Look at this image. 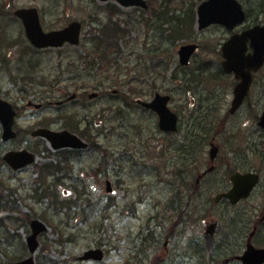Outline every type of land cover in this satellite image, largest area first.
<instances>
[{"label": "rangeland", "instance_id": "obj_1", "mask_svg": "<svg viewBox=\"0 0 264 264\" xmlns=\"http://www.w3.org/2000/svg\"><path fill=\"white\" fill-rule=\"evenodd\" d=\"M148 1L153 15L150 11L123 9L114 6V2L97 0H0V38L6 34L13 40L6 46L0 44V98L21 109L16 129L21 132L22 141L32 139L30 133L45 126L55 131L68 130L89 144L84 152L66 154L53 152L38 140H28L37 161L24 173H14L0 160V264L30 257L26 240L31 230L27 222L34 219L48 227L39 238L35 264H80L77 258L100 242L105 246V261L82 264H122L138 253L145 225L155 232V218L165 226L175 220L168 205L175 206L176 201L180 203L185 198L173 192L179 188L177 181L188 184L197 169L209 165L208 145L198 149L195 162H184L175 151L177 142L180 145L198 116L194 113L197 108L208 106V96L225 92L227 97L218 109L223 110L226 103L229 109L233 80H220L217 75L215 81L178 85L171 76L182 73L176 68L177 52L187 42L202 45L188 70L195 73L202 63H208L201 71L217 72L221 66L220 46L228 38L221 30L199 33L197 29L183 28L184 36L178 40L171 33L179 32L161 26L154 18L153 10L166 9L163 12L167 13L171 8L175 17L188 16L206 0ZM240 1L253 14H261V5L264 7V0ZM28 7L40 10L45 30H57L73 20L81 21L80 45L34 53L22 23L13 15L15 10ZM260 20L264 22L263 18ZM114 24L126 32L113 37V47L104 51L105 46L98 45V40L103 39L105 28L111 30ZM116 40L120 51L114 52ZM99 50L102 53L97 54ZM259 78L264 79V71ZM156 92L172 94L171 109L182 111L179 136L162 134L154 113L127 100L132 104L129 108L122 100L127 95V99L139 97L150 101ZM94 93L98 96L89 99ZM72 94H79L77 103L60 106L63 97ZM31 101L44 103L45 107L41 111L29 109L27 105ZM193 101L197 108L189 107ZM224 114L219 111L208 122L204 119L201 122L198 116L199 125L195 128L208 132L206 142L216 138L222 150L221 158L235 162V151L246 147L250 134H259L252 132L256 128L257 112L245 106L233 118L227 133L221 134ZM202 138L203 134L198 141L202 142ZM3 147L0 159L4 155ZM10 147L18 146L12 143ZM263 152L261 148L254 167L264 175ZM218 163L221 169L209 178L204 188H219L225 167L221 160ZM57 164L58 170L53 166ZM182 168L191 169L192 174L184 175L186 170ZM107 180L116 186L115 196L107 194ZM260 188H264V183ZM174 194L177 197L171 200ZM209 199L195 196L194 205L201 204L199 211L190 213L195 226L199 219H204V214L212 215L206 213V205L202 204L204 200L207 204ZM187 217L188 212L184 220ZM187 238V234L179 236L181 241H188Z\"/></svg>", "mask_w": 264, "mask_h": 264}, {"label": "flooded vegetation", "instance_id": "obj_2", "mask_svg": "<svg viewBox=\"0 0 264 264\" xmlns=\"http://www.w3.org/2000/svg\"><path fill=\"white\" fill-rule=\"evenodd\" d=\"M7 6L9 7V3H7ZM182 70L187 73L185 68H182ZM263 70L264 69L255 75L250 90L251 92L248 94L243 106L241 107L242 109L247 106L250 111L257 112L256 120L254 122V126H256V128L253 127L252 132H257L259 134L256 136L250 134L249 139L246 140V147L240 151H235V162H232L226 157L221 158L222 150L220 148V155L217 162L221 160L223 167H225V172L221 174L222 178H220V188H204V183H206L211 176L216 175L221 169L218 163L214 167V170L212 169L211 173L208 172L210 167L199 171L196 178V184L191 185L188 188L184 187L183 189L176 190L177 193L192 197V202H195V196L210 197L207 204L205 201V205L206 212L209 211L212 215H207L208 220L206 221H199V227L195 226V221L188 220L186 222L187 230L182 231V233L188 234V250H185L184 253L181 254L180 245L182 242L179 239V232L177 231V229L181 227L182 221L177 220L174 222L173 226L169 228L171 229L170 235L156 237L154 242L155 246L150 251H143L141 259L139 261L136 260L134 264H180L181 258H184V264H242L240 258L247 251H249L251 247H254L255 249H264V188H260V186L264 183V175L254 167L256 158L260 157V149L262 148L264 151V129L261 128L262 126L260 125L261 117L264 114V79L259 78V76L263 73ZM177 80L178 79H176L175 82H177ZM192 80L193 78L190 77H187L184 80L179 79L177 84L183 85ZM234 83L235 85L237 84L235 80ZM226 97L227 95H225V93L220 96L219 105H221L222 99ZM77 98H79V94H72V96L68 98L65 95L63 97L64 100H62L59 104L63 107H70L71 105L77 103ZM122 100H126V98L123 96ZM49 101L52 100L49 99ZM132 101L134 102L135 100L133 99ZM192 103L193 107H195V101ZM208 106L210 108H206L201 105L197 108V110L202 113L205 111L207 112L211 108L217 109L216 98L208 100ZM227 106L228 103L225 104L223 110H226ZM29 107H34V105L29 103ZM238 113L233 116H228L226 113V117H224L223 121L224 124L222 125L220 131L221 134L223 132L227 133L228 126ZM0 132L2 134L1 126ZM15 132L17 133L15 140L3 142L0 138V148L2 145L4 146V155L11 151L19 152L24 150L35 154V151L27 145V142L28 140L34 142L36 139L32 138L22 141L21 132L18 128L16 129V127ZM196 136L197 135L190 126L183 137L189 143L188 151L186 152L188 156L197 155L192 152L193 147L191 146L196 144ZM12 143L18 147L11 148L10 145ZM179 151L180 149L178 148V152ZM63 152L77 154L81 151L64 150ZM261 157L264 158V152ZM4 165L6 164L4 163ZM33 167L34 165L19 171H14V173H24ZM236 173L243 175L248 173L258 174L260 182L257 188H255V190H253L247 198L241 199L237 204H233L227 198H222L218 203H216L217 197L227 195L233 191L231 178ZM214 217L216 219H214ZM235 218L237 220H235ZM216 221H220L221 223L220 231L215 233L214 244L210 250L205 240V234L208 226L216 223ZM176 225L178 226L176 227ZM182 225H184V223H182ZM186 261L187 263H185Z\"/></svg>", "mask_w": 264, "mask_h": 264}, {"label": "water", "instance_id": "obj_3", "mask_svg": "<svg viewBox=\"0 0 264 264\" xmlns=\"http://www.w3.org/2000/svg\"><path fill=\"white\" fill-rule=\"evenodd\" d=\"M101 2L114 1L124 8L143 7L147 8L145 0H99ZM16 16L23 19L27 37L31 43L37 48L62 47L69 42L72 45L79 44V35L81 32V24L78 22L71 23L68 27L61 31H52L45 33L40 23L39 14L36 9L19 10ZM199 26L204 29L212 24H221L228 29H233L235 26L242 23L245 19L244 12L240 4L236 0H208L204 2L198 10ZM248 39L252 41L254 54L245 56L246 43ZM195 46L183 47L180 51L181 62L186 65L190 57L195 52ZM224 55L227 62L224 63L226 72L235 73L239 79H242L235 91V100L233 104V111L236 110L242 103L246 93L249 90L252 82L251 71H257L264 63V28H255L241 36H235L224 47ZM248 69L247 72H245ZM170 98L156 95L152 103L140 102L146 108L154 110L160 117L159 127L165 132L178 131V116L168 108ZM14 111L8 103L0 100V121L4 125L5 134L4 139L14 138L12 133ZM264 126V116L261 121ZM36 135L43 136L48 139L55 149L72 147V148H86L87 144L81 141L78 137L68 133H55L49 130H40ZM212 158L216 156V150L211 152ZM15 169L23 167L32 163L34 158L31 155L24 153H16L6 156L5 158ZM23 163V164H22ZM20 165V166H19ZM245 180H250L252 185L249 190L257 182V178L252 175L242 177ZM235 177V190L241 189L240 184L244 179L238 180ZM238 180V181H236ZM110 191V189H108ZM237 201L243 194L237 196H229ZM31 225L35 233L29 238V245L31 252H34L38 247L37 235L45 231V227L39 221H33ZM104 253L102 250H90L84 254L81 260H96L102 261ZM244 264H261L264 262V250L251 251L243 258ZM19 264H34L33 259H29Z\"/></svg>", "mask_w": 264, "mask_h": 264}, {"label": "trees", "instance_id": "obj_4", "mask_svg": "<svg viewBox=\"0 0 264 264\" xmlns=\"http://www.w3.org/2000/svg\"><path fill=\"white\" fill-rule=\"evenodd\" d=\"M110 8H114V6H110ZM112 11H114L116 13L119 12V11H116V10H112ZM153 11H156V10H153ZM157 15H159V13H157ZM192 15H193V17H192ZM166 17H167V15H166ZM193 18H195V9H193L192 12H190V14L188 15V19H186V20L181 19V18L179 19V21H180V28H182V29L184 28V25L183 24H185V22H187L186 24H189L190 23L192 25L193 24ZM162 21H163L164 24L165 23L166 24H171L172 25V27H171L172 30H173V28H175L176 31L178 32V29H179V21H175V20H172V19H165V20H162ZM191 25H188V26L190 27ZM111 27H112L111 30H108V27L105 28L104 33H103L104 34V37H103V39H101L99 41V43L101 45H104L105 46L104 51L106 49H108L109 47L110 48L113 47V44L111 43L113 37L115 39L116 36L119 33L120 34H124L126 32V30L121 29L120 26L117 25V24H114ZM179 35H180L179 37H181L182 34H179ZM114 45H115L114 52L120 51V48H119V45H118L117 40L114 42ZM99 53H102L101 50H99V52L97 54H99ZM99 229H100L101 232L103 231V228L100 227ZM101 245L102 244L100 243L99 246H101Z\"/></svg>", "mask_w": 264, "mask_h": 264}]
</instances>
